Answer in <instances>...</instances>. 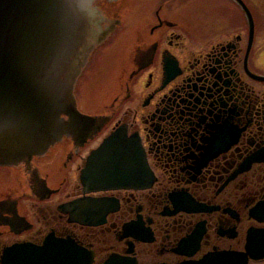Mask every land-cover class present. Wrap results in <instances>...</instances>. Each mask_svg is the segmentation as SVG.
I'll use <instances>...</instances> for the list:
<instances>
[{"label": "flooded vegetation", "instance_id": "flooded-vegetation-1", "mask_svg": "<svg viewBox=\"0 0 264 264\" xmlns=\"http://www.w3.org/2000/svg\"><path fill=\"white\" fill-rule=\"evenodd\" d=\"M170 1L93 0L109 32L74 96L105 122L0 165V264L23 263L25 247L53 264H264V0L191 14ZM110 53L112 95L85 111L83 84ZM116 129L151 180L89 191L82 170Z\"/></svg>", "mask_w": 264, "mask_h": 264}, {"label": "water", "instance_id": "water-1", "mask_svg": "<svg viewBox=\"0 0 264 264\" xmlns=\"http://www.w3.org/2000/svg\"><path fill=\"white\" fill-rule=\"evenodd\" d=\"M92 3L0 0V165L42 154L64 135L86 139L104 124V117L80 112L74 96L109 32L95 27ZM80 180L89 191L140 188L151 174L137 139L116 129L88 157ZM20 250L27 256L18 264H53L38 250ZM56 264L68 263L58 257Z\"/></svg>", "mask_w": 264, "mask_h": 264}, {"label": "rangeland", "instance_id": "rangeland-1", "mask_svg": "<svg viewBox=\"0 0 264 264\" xmlns=\"http://www.w3.org/2000/svg\"><path fill=\"white\" fill-rule=\"evenodd\" d=\"M212 1L185 0V3H184L185 7L183 9L184 13L191 14L197 11H207V13H215V12L220 11L223 8L230 10V11L235 10L234 7L229 6L228 3L226 4L224 2L223 5H220L219 3L212 2ZM170 2H171L172 7H175L177 4V0H171ZM113 54L114 53L112 54L110 53L108 59L102 61L103 65L99 67L100 77L97 76L98 78L96 77L95 79H92V81L89 82V84L87 82V86H86V82L85 84H83V88L86 87V93L84 95L85 97L79 101V106L85 111L87 110L89 112L90 110L94 109L95 102H100V103L102 102L103 104L104 102L108 101L112 95L114 83L109 77V75L111 74V71L113 73L115 72L113 68L110 69L112 65L111 63L113 62L112 61ZM97 79L99 80L96 81ZM100 84H101L100 87L102 89L101 92H99V89L97 88V85H100ZM80 93L82 92L80 91Z\"/></svg>", "mask_w": 264, "mask_h": 264}]
</instances>
